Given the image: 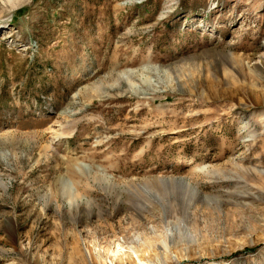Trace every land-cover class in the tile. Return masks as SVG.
Returning <instances> with one entry per match:
<instances>
[{
	"label": "rangeland",
	"instance_id": "374dc122",
	"mask_svg": "<svg viewBox=\"0 0 264 264\" xmlns=\"http://www.w3.org/2000/svg\"><path fill=\"white\" fill-rule=\"evenodd\" d=\"M257 55L264 0H0V264H264Z\"/></svg>",
	"mask_w": 264,
	"mask_h": 264
},
{
	"label": "bare ground",
	"instance_id": "6f19581e",
	"mask_svg": "<svg viewBox=\"0 0 264 264\" xmlns=\"http://www.w3.org/2000/svg\"><path fill=\"white\" fill-rule=\"evenodd\" d=\"M4 1L9 3L11 5V8H14L18 5L27 3L29 0H4ZM256 60L261 64L264 58L262 55H257V57L251 59V61H256ZM132 75H134V73H132ZM51 133L54 136H57V132L55 130H52ZM164 246L165 249H167V246L166 245ZM148 249L151 250L152 245H150L148 241L141 240L139 237L136 240L132 239L129 242L126 241L124 238H122V242H119V240L116 242L115 249H112L110 245H106L104 247V251L102 250L98 251L94 249V255L97 260L96 264H124L126 262L127 263L129 262L130 264H155V262L148 257L149 254ZM88 253L90 252H87V255ZM72 254H73L72 257L73 263L76 264L79 261L80 262L85 261L87 263L85 257L86 255L82 254L81 251L78 250L77 248L73 251ZM162 264H164V262H162Z\"/></svg>",
	"mask_w": 264,
	"mask_h": 264
}]
</instances>
